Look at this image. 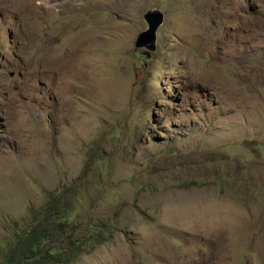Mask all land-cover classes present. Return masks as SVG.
I'll use <instances>...</instances> for the list:
<instances>
[{"label": "rangeland", "instance_id": "obj_1", "mask_svg": "<svg viewBox=\"0 0 264 264\" xmlns=\"http://www.w3.org/2000/svg\"><path fill=\"white\" fill-rule=\"evenodd\" d=\"M50 199L24 264H264V0H0V261Z\"/></svg>", "mask_w": 264, "mask_h": 264}, {"label": "trees", "instance_id": "obj_2", "mask_svg": "<svg viewBox=\"0 0 264 264\" xmlns=\"http://www.w3.org/2000/svg\"><path fill=\"white\" fill-rule=\"evenodd\" d=\"M44 217L38 224L31 225L25 230V234L28 233L27 238H22L15 247L9 251L7 258L0 261V264H24L26 258L33 257L34 252L39 249L44 241L51 238L53 240L60 229L63 228L64 222L69 219V212L66 207L57 203V200L50 199L47 204H45ZM46 222V226L43 223ZM73 246H78V240L71 241ZM69 247L67 249L51 248L48 252L54 258L53 255L60 251L63 252H73L74 247ZM26 251L30 252V255ZM22 262V263H21ZM32 262V261H31Z\"/></svg>", "mask_w": 264, "mask_h": 264}, {"label": "water", "instance_id": "obj_3", "mask_svg": "<svg viewBox=\"0 0 264 264\" xmlns=\"http://www.w3.org/2000/svg\"><path fill=\"white\" fill-rule=\"evenodd\" d=\"M147 28L142 31L136 39V46L146 45L147 42L153 43L155 38V32L158 25L162 22V14L158 10L150 9L147 10L143 15ZM150 49H153L154 46H148Z\"/></svg>", "mask_w": 264, "mask_h": 264}]
</instances>
